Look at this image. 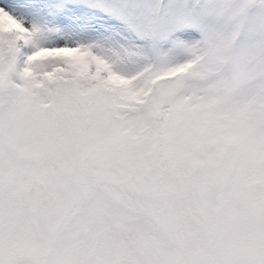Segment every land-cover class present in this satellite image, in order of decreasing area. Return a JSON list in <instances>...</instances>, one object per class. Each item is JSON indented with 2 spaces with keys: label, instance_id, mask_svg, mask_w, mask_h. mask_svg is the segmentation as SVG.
I'll use <instances>...</instances> for the list:
<instances>
[{
  "label": "snow or ice",
  "instance_id": "snow-or-ice-1",
  "mask_svg": "<svg viewBox=\"0 0 264 264\" xmlns=\"http://www.w3.org/2000/svg\"><path fill=\"white\" fill-rule=\"evenodd\" d=\"M0 264H264V0H0Z\"/></svg>",
  "mask_w": 264,
  "mask_h": 264
},
{
  "label": "clouds",
  "instance_id": "clouds-1",
  "mask_svg": "<svg viewBox=\"0 0 264 264\" xmlns=\"http://www.w3.org/2000/svg\"><path fill=\"white\" fill-rule=\"evenodd\" d=\"M243 71H244V69L242 67H238V71L234 72V74H233V78H232L233 82H235L239 79V76L243 73ZM223 82L226 84L229 83V81H227V80H224Z\"/></svg>",
  "mask_w": 264,
  "mask_h": 264
}]
</instances>
